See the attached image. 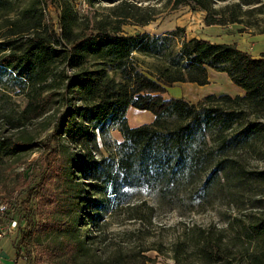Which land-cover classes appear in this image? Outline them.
I'll return each instance as SVG.
<instances>
[{
  "label": "trees",
  "instance_id": "obj_1",
  "mask_svg": "<svg viewBox=\"0 0 264 264\" xmlns=\"http://www.w3.org/2000/svg\"><path fill=\"white\" fill-rule=\"evenodd\" d=\"M56 1L60 38L55 40L40 8L42 0L18 13L17 0H0V67L23 85L26 118L42 116L51 98L69 100L70 106L55 121L47 147L63 157L73 176L85 170L89 176L87 182L67 187L84 214L82 226L92 227L103 220L113 198L126 188L146 185L159 188L165 196L171 180L179 174L186 179L196 176L202 186L214 183L219 192L228 191L231 197L237 193L236 187H229L231 180L239 184L248 176L264 180V169L248 172L245 167L244 150L257 126L251 122L243 127L249 116L264 118V55L253 58L235 45L195 38H184L176 51L171 34L126 37L119 29L105 27L83 34L78 31L79 18L71 4ZM214 1L173 0V4L203 11L206 27L224 25L226 21L212 8ZM88 2L93 5L98 0ZM121 6L116 17L130 18ZM60 41L65 44L63 50L57 49ZM133 53L162 61L145 75L137 68ZM60 59L65 66L61 69L57 66ZM210 70L225 73L243 96L208 95L195 103L163 98L174 84L207 85ZM129 107L149 112L153 121L129 126L125 118ZM109 123L118 126L122 137L112 151L117 159L114 171L101 165L91 150L93 131ZM60 139H64L63 145ZM71 146L80 148L83 155L70 154ZM27 147V143L7 146L0 141V151L7 149L12 154L23 153ZM225 206L230 212L223 226L195 227L190 248L194 264H264V200H255L248 207L235 201ZM27 229L18 232L14 242L17 253L32 240V231ZM73 246L81 250L80 244ZM185 252L187 248L174 249L175 264H180L179 254ZM103 262L129 264L112 257Z\"/></svg>",
  "mask_w": 264,
  "mask_h": 264
},
{
  "label": "rangeland",
  "instance_id": "obj_2",
  "mask_svg": "<svg viewBox=\"0 0 264 264\" xmlns=\"http://www.w3.org/2000/svg\"><path fill=\"white\" fill-rule=\"evenodd\" d=\"M33 1L17 0L15 11L18 13ZM67 1L78 15V31L83 34L85 31L96 33L104 27L106 30L119 29L118 33L126 37L171 34V44L176 51L184 38H195L235 45L254 57L264 55V0L214 1L212 8L226 24L211 27L204 25L206 14L203 11L192 5L175 7L173 0H118L115 3L98 0L93 5L88 0ZM119 6L131 17H116ZM40 8L45 22L54 30L55 40L59 39L57 1L42 0ZM232 17L235 23L229 22ZM143 21L147 24L142 25ZM57 49H65V44L60 41ZM133 57L137 68L145 75L153 72L162 61L138 53H133ZM57 66L64 68V61L60 59ZM66 71L70 76L71 72ZM208 80L205 86L174 84L163 98H182L195 103L208 95L243 96L225 73L210 70ZM66 106H70L69 100L54 97L42 116L26 118L23 115L26 108L23 85L12 72L0 67V141L7 146L13 143L29 145L19 154L7 149L0 151V204L9 203V215L18 223L15 234L9 239L16 240L20 229L32 231V240H28L21 251L28 264H98V261L104 264L107 257L129 264H175L173 251L176 248H187V252L179 254L180 264H194L190 248L195 227L223 226L230 212L225 206L228 201L248 207L255 200H264V180L257 177L248 176L241 184L231 180L229 187H236L237 191L231 197L227 196L228 191L219 192L214 183L202 186L196 176L189 175L186 179L179 174L171 180L165 196L159 188L146 185L124 189L113 198L110 212L103 220L96 221L95 226L84 227V214L75 205L72 191L67 187L71 189L73 185L85 183L89 176L86 170L73 176L63 157L47 147L55 121ZM125 118L131 127L153 121L149 112L132 107L126 110ZM251 122L257 129L249 135L244 150L245 167L248 172H258L264 169V118L249 116L244 119L243 127ZM93 140L92 155L101 165L114 171L117 159L112 151L122 141L118 126L109 123L96 129ZM58 141L61 145L65 143L64 139ZM69 148L70 154L83 155L80 148ZM75 244H80V251L74 248ZM82 244L86 245L82 247ZM85 260L87 263H83Z\"/></svg>",
  "mask_w": 264,
  "mask_h": 264
},
{
  "label": "built area",
  "instance_id": "obj_3",
  "mask_svg": "<svg viewBox=\"0 0 264 264\" xmlns=\"http://www.w3.org/2000/svg\"><path fill=\"white\" fill-rule=\"evenodd\" d=\"M10 213L9 203L0 204V243L7 236L15 234L17 230L18 223L13 219ZM27 257L20 253L16 258V264H28Z\"/></svg>",
  "mask_w": 264,
  "mask_h": 264
},
{
  "label": "crops",
  "instance_id": "obj_4",
  "mask_svg": "<svg viewBox=\"0 0 264 264\" xmlns=\"http://www.w3.org/2000/svg\"><path fill=\"white\" fill-rule=\"evenodd\" d=\"M252 57L259 58L254 56ZM8 237L10 236L4 238L0 243V264H16V258L20 254L17 253L16 249L14 248L15 240L13 237L10 239Z\"/></svg>",
  "mask_w": 264,
  "mask_h": 264
}]
</instances>
